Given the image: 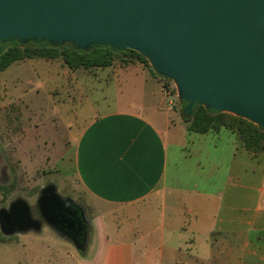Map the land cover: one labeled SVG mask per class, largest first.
<instances>
[{"label": "crops", "instance_id": "0c3cea01", "mask_svg": "<svg viewBox=\"0 0 264 264\" xmlns=\"http://www.w3.org/2000/svg\"><path fill=\"white\" fill-rule=\"evenodd\" d=\"M144 82L147 105L99 115L61 157L97 204L93 217L85 207L88 249L97 244L88 264H264V150L227 128L197 133L188 169L171 170L168 93Z\"/></svg>", "mask_w": 264, "mask_h": 264}, {"label": "water", "instance_id": "95a60500", "mask_svg": "<svg viewBox=\"0 0 264 264\" xmlns=\"http://www.w3.org/2000/svg\"><path fill=\"white\" fill-rule=\"evenodd\" d=\"M13 39L136 51L175 82L184 117L199 104L264 129V0H0V42ZM44 225L87 251L85 207L54 184L0 209L5 237Z\"/></svg>", "mask_w": 264, "mask_h": 264}, {"label": "rangeland", "instance_id": "374dc122", "mask_svg": "<svg viewBox=\"0 0 264 264\" xmlns=\"http://www.w3.org/2000/svg\"><path fill=\"white\" fill-rule=\"evenodd\" d=\"M145 75L155 77L166 93L171 92L167 99L169 108L175 105L171 114L178 138L170 141V159L175 158L170 169L178 165L186 171L189 142L201 137L188 131L175 82L158 75L147 58L142 63L117 60L111 67L95 69H70L61 59H33L17 62L3 72L0 209L19 197L34 203L42 188L54 184L61 195L82 203L93 217L96 201L76 175L61 169V157L72 153L80 133L99 115L148 103L153 87L144 82ZM96 247L91 240L89 249L80 253L47 226L41 233L13 237L0 231V264H88Z\"/></svg>", "mask_w": 264, "mask_h": 264}, {"label": "trees", "instance_id": "16d2710c", "mask_svg": "<svg viewBox=\"0 0 264 264\" xmlns=\"http://www.w3.org/2000/svg\"><path fill=\"white\" fill-rule=\"evenodd\" d=\"M127 57L131 60H124ZM33 59H61L70 69L108 68L117 60L124 63L146 61V57L136 51H119L103 45H93L88 50H81L73 44L52 46L47 41L30 40L22 43L13 39L0 42V75L17 62ZM185 122L189 131L199 134L218 132L222 128L233 130L249 151L256 153L264 150V129L234 114L214 111L197 104L192 116L185 117Z\"/></svg>", "mask_w": 264, "mask_h": 264}, {"label": "built area", "instance_id": "2783aa9c", "mask_svg": "<svg viewBox=\"0 0 264 264\" xmlns=\"http://www.w3.org/2000/svg\"><path fill=\"white\" fill-rule=\"evenodd\" d=\"M174 91H176V99H177V101L179 102V98H178V94H177V90H176V88L174 87ZM171 93V92H170ZM170 93H168V94H170ZM175 108V105H172L171 106V109H174Z\"/></svg>", "mask_w": 264, "mask_h": 264}, {"label": "flooded vegetation", "instance_id": "af4514ba", "mask_svg": "<svg viewBox=\"0 0 264 264\" xmlns=\"http://www.w3.org/2000/svg\"><path fill=\"white\" fill-rule=\"evenodd\" d=\"M50 185V184H49ZM78 203H80V202H78ZM80 204H82V203H80ZM83 205V204H82ZM84 206V205H83ZM85 207V206H84ZM85 210H86V208H85ZM86 212H87V210H86ZM44 227H45V225H44ZM70 242V241H69ZM72 243V242H71Z\"/></svg>", "mask_w": 264, "mask_h": 264}]
</instances>
